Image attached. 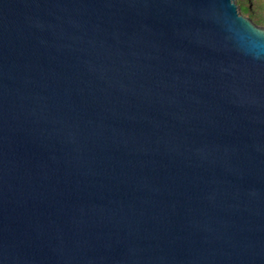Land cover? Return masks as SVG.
Masks as SVG:
<instances>
[{"label":"water","instance_id":"water-1","mask_svg":"<svg viewBox=\"0 0 264 264\" xmlns=\"http://www.w3.org/2000/svg\"><path fill=\"white\" fill-rule=\"evenodd\" d=\"M0 264H264V26L0 0Z\"/></svg>","mask_w":264,"mask_h":264},{"label":"trees","instance_id":"trees-1","mask_svg":"<svg viewBox=\"0 0 264 264\" xmlns=\"http://www.w3.org/2000/svg\"><path fill=\"white\" fill-rule=\"evenodd\" d=\"M241 12L250 14L255 21L264 26V0H238Z\"/></svg>","mask_w":264,"mask_h":264}]
</instances>
